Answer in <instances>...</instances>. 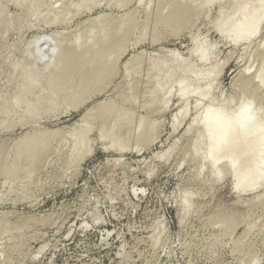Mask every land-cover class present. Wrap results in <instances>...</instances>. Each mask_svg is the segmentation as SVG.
<instances>
[{"label":"rangeland","instance_id":"obj_1","mask_svg":"<svg viewBox=\"0 0 264 264\" xmlns=\"http://www.w3.org/2000/svg\"><path fill=\"white\" fill-rule=\"evenodd\" d=\"M121 1L0 0V264H264V187L239 194L230 173L216 179L204 167L198 175L201 163L192 154L198 127L192 122L199 96L188 99V114L174 129L177 88L166 108L162 94L151 95L155 65L175 53L193 70L218 66L203 108L226 99L236 107L245 97L240 72L254 74L264 61V22L252 42L235 46L214 28L222 10L233 11L230 0H217L178 26L155 24L160 0L117 7ZM35 3L38 9L28 11ZM123 22L137 28L124 39L110 82L54 104L41 100L27 113L52 81L36 64L23 84L36 39L45 38L44 50L57 52L87 40L94 27L99 43L102 25L115 29ZM194 39L208 50L204 65L189 51ZM260 94L252 106L264 118V83ZM107 100L117 112L103 124L97 108ZM92 108L91 132L80 143L81 118ZM141 121L145 132L139 138ZM71 126L78 128L72 135ZM29 143L32 151L17 162L20 147ZM195 150L205 154L207 148L203 143ZM186 193L190 207L181 226ZM228 212L235 213V224Z\"/></svg>","mask_w":264,"mask_h":264},{"label":"bare ground","instance_id":"obj_2","mask_svg":"<svg viewBox=\"0 0 264 264\" xmlns=\"http://www.w3.org/2000/svg\"><path fill=\"white\" fill-rule=\"evenodd\" d=\"M128 1L129 0H122L117 7L124 6ZM216 1L217 0H160L159 11L154 22L156 25L165 24L178 26L188 21L192 16L200 14L204 9L211 6ZM230 1L234 3L233 11L226 14L225 11L222 10L219 18L214 24V28H216V31L223 39L229 40L232 45L237 46L243 42H252L258 34L261 24L264 22V0ZM139 2L142 3L143 0H139ZM38 7L39 6L35 3L34 5H30L28 11L35 12ZM78 7H80V5H78ZM100 17L102 18V16ZM149 18L150 16L147 17L146 24L149 22ZM98 20L99 19L95 20V23H98ZM235 20H237L239 24L235 25ZM125 24V22L120 23L115 29L109 24L102 25L100 28L102 31L104 30L105 33H103V38L100 39L99 43L98 39H96L97 36L94 37L93 35L94 31L92 30H96L94 27L90 29V33L86 36V38H88L87 40L77 42L73 47H66L57 52L54 49H49L48 51L44 50L43 47L46 45L45 38L36 39L34 44L36 48H38V51L36 50V52H34L35 59L32 62L30 61V67L24 71L23 84L31 80L30 74L34 71V66L37 65H42V68L44 66V69H46L45 72L51 73L52 76H49L50 78L52 77V81L50 79V86L40 91L33 103V107H30L27 113H33L37 103L41 100H46L48 104H54L59 100L67 99L69 94H79L87 87L100 85L102 87L104 82H110L118 71L117 62L119 55H121L120 47H123L122 44L127 35H129L133 29L137 28L136 24L133 22L128 26H125ZM146 24L144 25L145 27H147ZM102 31L100 32L102 33ZM95 35H97V33ZM192 41L193 49L189 50L190 53H194L197 60L202 65L206 64L209 58L208 50L204 46V43L197 39ZM121 51L123 52L124 49ZM168 55L170 56V54ZM170 57V59L166 58L163 62L158 61L157 66L154 64L155 62L153 63L156 67L155 69L158 70L159 73L157 74L158 79L152 88L151 95L162 94L161 96L164 97L162 102L164 103L163 107L166 108L169 103V95L172 93L174 87L177 88V95H179V110L172 124L174 129L177 128L178 119L182 117L185 118L188 114V99L190 97H196V95L199 96L195 103L197 116L192 122L196 123L198 127V134L192 151L193 156L201 163L198 175L202 173L204 167H210L216 179H220L224 175L230 173L234 179V189L239 194L257 186L264 187V118L259 116L260 112L258 109H254L252 106L253 100L261 97L260 89L264 83V61H262L260 67L254 74H250V70L240 72L243 76L242 81L245 85V88L243 86L245 97L236 107L233 106L232 100L226 99L221 104L208 101L203 108L201 105L209 98L218 79V66L208 71L200 72L196 69L193 70L191 63L182 61L175 53ZM175 62L182 63L177 66ZM39 75L40 74H37L36 76ZM35 86L33 87L35 88ZM86 97L87 96L83 97V101L81 99L78 102L79 107L85 102ZM98 106L99 108H96L99 112H102L101 117L103 119V124L109 122L108 120L111 116L114 118V112L117 111L114 110L115 107H112L113 103L107 100L106 102L98 104ZM96 108L87 110L81 118V122L83 124L85 123V125L78 127L80 129L83 128V132L79 136L80 143L84 142L91 132L90 123L92 118L94 119L95 111H97ZM201 109L203 110V115L200 117L198 114ZM244 109H247V111H243ZM118 112L120 111L118 110ZM95 119H97V117ZM78 128H76V126L72 127L70 129V134L72 135ZM144 129V122L141 121L138 127L139 138L144 136ZM149 129L154 131L153 126ZM35 134L42 133L38 131ZM102 136L106 139L109 133L104 132ZM203 143L207 148L206 153H195V145L198 146ZM123 146L124 145L119 146L118 150L123 151ZM31 151V143L21 146L18 152V158L16 159L17 162L20 161L19 158L21 156L24 154L26 156V154ZM170 152H168V154ZM168 154L166 156H168ZM85 156L86 155L83 156L82 160ZM220 164H223L221 169L219 168ZM32 165L33 163L29 164V167L34 166ZM188 196L189 195L186 193L180 202L179 224L181 226L190 207ZM260 197H264V191ZM221 214L216 217H220ZM225 214L227 215V213ZM233 215L235 216L234 219L233 217L231 218L230 215L227 217L229 219L224 216L223 218L228 222H232L235 219L237 220L235 213ZM236 220L233 221L234 224ZM251 264H255V260H253Z\"/></svg>","mask_w":264,"mask_h":264},{"label":"snow or ice","instance_id":"obj_3","mask_svg":"<svg viewBox=\"0 0 264 264\" xmlns=\"http://www.w3.org/2000/svg\"><path fill=\"white\" fill-rule=\"evenodd\" d=\"M243 111H245V112H246V111H247V109H244Z\"/></svg>","mask_w":264,"mask_h":264}]
</instances>
